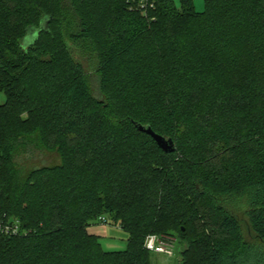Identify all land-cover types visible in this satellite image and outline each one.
<instances>
[{"label": "trees", "instance_id": "16d2710c", "mask_svg": "<svg viewBox=\"0 0 264 264\" xmlns=\"http://www.w3.org/2000/svg\"><path fill=\"white\" fill-rule=\"evenodd\" d=\"M141 1L0 0V214L29 230L0 236V264H152L151 234H177L181 264H264V0ZM35 151L60 162L27 169ZM101 217L125 250L88 230Z\"/></svg>", "mask_w": 264, "mask_h": 264}, {"label": "rangeland", "instance_id": "374dc122", "mask_svg": "<svg viewBox=\"0 0 264 264\" xmlns=\"http://www.w3.org/2000/svg\"><path fill=\"white\" fill-rule=\"evenodd\" d=\"M176 7L180 8V1L174 0ZM198 12H202L205 9V4L203 0H199L196 6ZM34 38V34L30 36L29 42ZM71 55L73 60L77 62L80 67L83 69L84 75L87 78L92 97L102 105L107 104L106 94L102 91L101 79L97 73L96 62L93 55L87 50L80 52L79 49H76L74 46L70 48ZM264 86V83H262ZM6 100V97L3 92H0V104H3ZM141 138L136 137V142L139 143ZM143 140V139H142ZM262 137V144L263 142ZM179 153V152H178ZM142 154H160L154 153L150 150L143 149ZM179 154H176L178 157ZM175 157V156H174ZM18 160L21 164L24 165L27 169L51 166L58 164L60 158L55 152H44V151H35L31 154H24ZM168 161H173V157H169ZM109 219V217H105ZM17 219V218H16ZM89 231L97 234L100 237V243L102 248L105 251H123L127 248L128 243V233L125 232L119 225L113 223L107 224H93L88 228ZM246 239L249 242L255 240V233L250 231L249 228H245ZM165 244L167 248L171 251L170 254H155L152 253L151 261L152 264H181L183 250H185L186 245L184 242L180 241L177 237V234L173 236L170 235H159L156 234Z\"/></svg>", "mask_w": 264, "mask_h": 264}, {"label": "built area", "instance_id": "2783aa9c", "mask_svg": "<svg viewBox=\"0 0 264 264\" xmlns=\"http://www.w3.org/2000/svg\"><path fill=\"white\" fill-rule=\"evenodd\" d=\"M147 3L145 0L140 2V7L145 9ZM153 6V5H151ZM101 224H107L106 218L101 217ZM29 230L25 229L19 219L12 218L6 214H0V236L7 237H18V236H27ZM144 248L155 254H170L171 251L167 248L165 244L157 235L151 234L148 235L144 242Z\"/></svg>", "mask_w": 264, "mask_h": 264}, {"label": "water", "instance_id": "95a60500", "mask_svg": "<svg viewBox=\"0 0 264 264\" xmlns=\"http://www.w3.org/2000/svg\"><path fill=\"white\" fill-rule=\"evenodd\" d=\"M140 132H143L151 136L157 143L160 149L165 153H172L175 151V143L172 138H167L163 135L157 134L150 126H144L142 124L134 123Z\"/></svg>", "mask_w": 264, "mask_h": 264}, {"label": "crops", "instance_id": "0c3cea01", "mask_svg": "<svg viewBox=\"0 0 264 264\" xmlns=\"http://www.w3.org/2000/svg\"><path fill=\"white\" fill-rule=\"evenodd\" d=\"M198 1L199 0H194V5H195V8L196 9H198L196 6H197V4H198ZM204 1V4H205V0H203ZM91 232V231H90ZM91 233H93V232H91ZM93 234H95V233H93ZM95 235H97V234H95ZM98 236V235H97Z\"/></svg>", "mask_w": 264, "mask_h": 264}]
</instances>
